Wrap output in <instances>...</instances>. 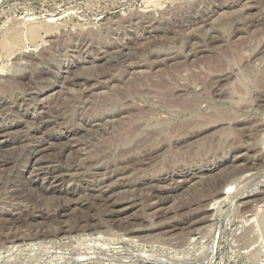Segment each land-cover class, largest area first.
<instances>
[{"label": "rangeland", "instance_id": "374dc122", "mask_svg": "<svg viewBox=\"0 0 264 264\" xmlns=\"http://www.w3.org/2000/svg\"><path fill=\"white\" fill-rule=\"evenodd\" d=\"M263 178L264 0H0V264H264Z\"/></svg>", "mask_w": 264, "mask_h": 264}, {"label": "bare ground", "instance_id": "6f19581e", "mask_svg": "<svg viewBox=\"0 0 264 264\" xmlns=\"http://www.w3.org/2000/svg\"><path fill=\"white\" fill-rule=\"evenodd\" d=\"M41 28H43V26H41V25H31L29 28H28V32H27V36H26V42H30L31 44H33L34 45V43H35V41H36V39L38 38V34H39V31H40V29ZM45 29V28H44ZM212 30V29H211ZM18 37V36H17ZM15 40V39H14ZM18 40V39H17ZM19 41V40H18ZM18 41H16V42H14V47L16 46V51H18L20 48V46H19V42ZM12 48V44H10V43H7V44H5L4 45V47H3V49L4 50H10ZM31 49V48H30ZM157 50V49H156ZM200 50V49H199ZM33 51V50H32ZM153 51V50H152ZM99 57V56H98ZM39 61V60H38ZM18 63V62H17ZM24 63V62H23ZM4 65V64H3ZM9 65V64H8ZM8 65H7V67H8ZM9 68V67H8ZM125 68V67H124ZM2 69H3V67H2ZM6 71V70H5ZM4 70H3V72H5ZM8 72V71H7ZM6 76V75H5ZM133 76V75H132ZM17 83V82H16ZM113 112V111H112ZM5 116V115H4ZM23 119V118H22ZM45 119V118H44ZM34 122V121H33ZM253 125V124H252ZM258 129V128H257ZM260 135V134H259ZM249 161V160H248ZM252 162V161H251ZM253 162H254V160H253ZM263 162V161H262ZM261 163V162H260ZM253 164V163H252ZM262 164V163H261ZM246 166V165H245ZM262 166V165H261ZM247 167V166H246ZM252 167H254V166H252ZM263 177V176H262ZM258 178V177H257ZM264 179V178H263ZM19 194V193H18ZM210 210L209 209H207V210H205V212L207 213V212H209ZM257 212H258V210H257ZM260 212V211H259ZM255 215V214H254ZM258 218V217H257ZM254 219V218H253ZM252 219V220H253ZM257 221V220H256ZM258 222H259V224L261 225V222H260V220H259V218H258ZM252 223L254 224V221H252ZM257 223V222H256ZM256 226V225H255ZM258 226V225H257ZM257 229H258V227H257ZM184 232V231H183ZM262 240V239H261ZM263 246V245H262ZM264 253V252H263Z\"/></svg>", "mask_w": 264, "mask_h": 264}]
</instances>
